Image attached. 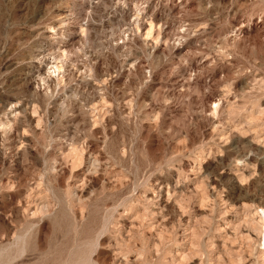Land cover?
I'll use <instances>...</instances> for the list:
<instances>
[{
    "label": "rangeland",
    "instance_id": "1",
    "mask_svg": "<svg viewBox=\"0 0 264 264\" xmlns=\"http://www.w3.org/2000/svg\"><path fill=\"white\" fill-rule=\"evenodd\" d=\"M260 202L264 0H0V264H260Z\"/></svg>",
    "mask_w": 264,
    "mask_h": 264
},
{
    "label": "bare ground",
    "instance_id": "2",
    "mask_svg": "<svg viewBox=\"0 0 264 264\" xmlns=\"http://www.w3.org/2000/svg\"><path fill=\"white\" fill-rule=\"evenodd\" d=\"M57 6H59V4H55V8L57 7ZM60 8V7H59ZM61 9V8H60ZM59 9V10H60ZM132 9H129V11H131ZM88 11V10H87ZM59 12V11H58ZM60 14H59V16L56 18V22L54 23V25L53 26H51L52 28H51V30L50 31H52V34H49L48 36H50L49 38H51V39H59V34H60V30H64V31H66V32H68V33H71V34H73L72 36H70V39L68 40V42H66V43H59V42H57L58 44L56 45V46H49L47 49H44V53H43V50H37V54H38V57L39 58H37L38 59V61H39V63H40V65H37L36 66V71H39L40 70V68H41V65L43 64V63H45V62H50V64H52V65H50L49 67H47L46 68V71H44V77H42V76H38L37 78H40V79H44V78H46V79H48V78H50V76H51V73H56V75L58 76L59 75V73L61 72L60 71V69L62 68V66L61 65H59L58 64V60H59V57L61 56V55H63V56H67L66 54H68V49L69 48H71L74 44H75V40H74V33H77V30H76V27L75 26H77V23H75L74 21H73V19L72 18H74V17H76L75 15H74V13L73 12H71V8L69 9V8H67L66 10H63L62 12H59ZM133 13V12H132ZM136 14V13H135ZM88 15V14H87ZM86 17V16H85ZM85 17H84V19H82V21L84 20V22L82 23L81 21V23L80 24H78L79 26H81L80 27V31H79V33H82V35H80V37L79 38H83V34L87 31V28H88V19H85ZM136 17V16H135ZM137 17H139V16H137ZM83 18V17H82ZM140 18H142V17H140ZM81 19V18H80ZM138 19V18H137ZM144 19V18H143ZM139 21H140V19H138ZM89 21H90V19H89ZM91 22V21H90ZM138 22V21H137ZM139 24V23H138ZM151 27H152V23L150 22V26H149V28L151 29ZM85 36V35H84ZM78 40V39H77ZM84 40H86V39H84ZM85 42V41H84ZM38 47V46H37ZM73 48V47H72ZM35 53V52H34ZM41 53H43L42 55H41V58H40V54ZM60 62V61H59ZM61 64H62V62H61ZM36 65V64H35ZM63 65V64H62ZM48 66V65H47ZM85 68V67H84ZM33 71V70H32ZM31 71V72H32ZM92 71V70H91ZM90 71V72H91ZM31 72H30V74H31ZM41 75V74H40ZM33 76V75H32ZM53 76V75H52ZM63 76V75H62ZM61 77V76H60ZM219 101V100H218ZM13 106V105H12ZM8 109V108H7ZM10 112H13V111H10ZM14 117V116H13ZM15 122V121H14ZM13 124V123H12ZM1 127H3V126H1ZM4 127H5V125H4ZM62 135H63V138H66V134L65 133H61ZM76 156V155H75ZM78 156V155H77ZM92 156V155H91ZM76 158V160L75 161H78L79 159L77 158V157H75ZM95 158H96V156H95ZM246 158H242V157H239V158H236V160L237 161H244ZM97 159H92V161H91V165L90 166H95L96 164H95V161H96ZM43 208V207H42ZM256 210H259V212H260V216H259V218H260V222H258L259 223V225L258 226H256V224H255V226H253L254 228L253 229H257L258 230V232H259V236H258V240H257V242H258V245H259V248H258V258H260V260H259V263L260 264H264V202H260L258 205H257V207H256ZM88 263H89V261H88Z\"/></svg>",
    "mask_w": 264,
    "mask_h": 264
}]
</instances>
